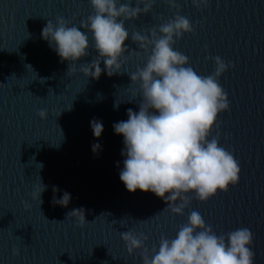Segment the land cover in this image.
<instances>
[{
    "label": "water",
    "instance_id": "water-1",
    "mask_svg": "<svg viewBox=\"0 0 264 264\" xmlns=\"http://www.w3.org/2000/svg\"><path fill=\"white\" fill-rule=\"evenodd\" d=\"M175 3L155 0L148 14L125 21L121 73L92 80L79 71L97 56L90 33L86 56L69 72L41 39L58 17L87 33L81 25L93 14L89 0H0V264H141L143 249L129 256L121 233L146 235L151 254L161 236L175 237L193 210L218 235L250 229L254 264H264V0H208L201 8L192 0ZM177 14L193 25V33L174 44L189 66L207 76L214 72L211 58L232 65L219 78L229 109L218 114L208 139L218 137L240 167L236 186L207 202L190 197L182 216L163 211L167 205L152 193L125 190L119 179L123 139L113 132V124L141 103L128 73L142 68L149 53L131 34L158 30ZM42 109L43 120L37 116ZM93 119L103 123L98 141L89 127ZM94 143L101 145L97 155ZM39 178L41 204L31 198ZM53 188L57 200L70 194L66 208L53 205ZM80 208L83 228L66 218Z\"/></svg>",
    "mask_w": 264,
    "mask_h": 264
},
{
    "label": "clouds",
    "instance_id": "clouds-1",
    "mask_svg": "<svg viewBox=\"0 0 264 264\" xmlns=\"http://www.w3.org/2000/svg\"><path fill=\"white\" fill-rule=\"evenodd\" d=\"M166 2L170 7H177L175 0ZM154 3L155 0H136V6H132L133 0H89L93 14L81 25L87 28V33L58 17L55 26L48 21L41 31V39L62 63H68L69 72L86 56L90 33L97 56L79 71L92 80H98L102 72L112 77L121 73L122 57L128 51L125 41L129 32L125 21L148 14ZM192 4L197 8L206 7L208 0H192ZM192 33L189 19L177 14L158 30L131 34L132 42L149 53L142 68L131 74L123 70L128 73L131 85H138L141 103L138 111L129 108L127 119L113 124L114 134L123 139L119 179L125 190L130 194L152 193L167 205L163 211L180 216L190 206V197L207 202L218 191L226 192L229 186H236L240 173L238 162L230 151L220 146L218 137L208 139L218 114L229 109L219 78L232 65L217 56L211 58L214 64L211 75L198 74L189 66L188 58L174 50L177 40ZM118 107L119 103L114 104V108ZM37 116L46 119L47 110L38 111ZM89 127L98 141L104 130L103 123L93 119ZM91 151L97 155L101 145L94 143ZM44 191L39 178L32 200H39L41 204ZM57 191L53 188V205L66 208L70 194L65 192L57 200ZM69 217L76 218L75 225L79 228L87 223L83 208L73 209L67 213L66 218ZM147 239L143 233H121L129 256L143 249L141 264H254L255 260L250 229L242 227L218 235L195 210L189 213L187 222L174 238L161 236L158 249L154 247L151 254L144 247ZM13 255H17L16 249Z\"/></svg>",
    "mask_w": 264,
    "mask_h": 264
},
{
    "label": "snow or ice",
    "instance_id": "snow-or-ice-1",
    "mask_svg": "<svg viewBox=\"0 0 264 264\" xmlns=\"http://www.w3.org/2000/svg\"><path fill=\"white\" fill-rule=\"evenodd\" d=\"M221 194L225 193V192H220Z\"/></svg>",
    "mask_w": 264,
    "mask_h": 264
}]
</instances>
